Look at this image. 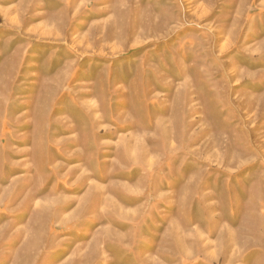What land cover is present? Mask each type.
<instances>
[{
	"label": "rangeland",
	"instance_id": "obj_1",
	"mask_svg": "<svg viewBox=\"0 0 264 264\" xmlns=\"http://www.w3.org/2000/svg\"><path fill=\"white\" fill-rule=\"evenodd\" d=\"M0 264H264V0H0Z\"/></svg>",
	"mask_w": 264,
	"mask_h": 264
}]
</instances>
